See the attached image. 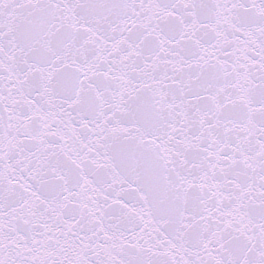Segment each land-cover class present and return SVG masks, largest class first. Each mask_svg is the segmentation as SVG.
<instances>
[{"label":"snow or ice","instance_id":"obj_1","mask_svg":"<svg viewBox=\"0 0 264 264\" xmlns=\"http://www.w3.org/2000/svg\"><path fill=\"white\" fill-rule=\"evenodd\" d=\"M0 264H264V0H0Z\"/></svg>","mask_w":264,"mask_h":264}]
</instances>
